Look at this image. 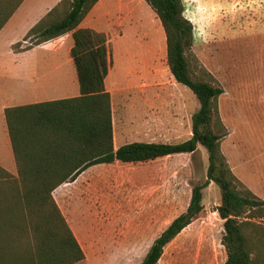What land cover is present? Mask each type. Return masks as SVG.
<instances>
[{
    "label": "rangeland",
    "instance_id": "obj_1",
    "mask_svg": "<svg viewBox=\"0 0 264 264\" xmlns=\"http://www.w3.org/2000/svg\"><path fill=\"white\" fill-rule=\"evenodd\" d=\"M182 2L183 14L193 26V43L188 54L190 71L194 77L211 80L223 88L216 99L218 116L227 131L220 139V149L234 174L236 145L240 147L241 140L246 144V156H255L257 162L264 161V110L258 108L261 118L254 120L257 113L241 105L237 133L235 126L236 96L248 103L251 96L264 93V0H242L237 7L207 6L203 0ZM137 10L142 12L145 22L137 29L139 33L132 38L128 31L125 38L111 40L109 49L140 50L142 57L149 56L150 49L154 59L140 82L120 84L127 64L122 57L126 55L120 56L113 51V74L115 83L120 85L114 88L112 96V128L116 134L121 129L130 130L147 141L175 143L185 140L191 135V115L198 108V100L189 88L170 78L165 35L159 19L149 18L147 13L151 8L148 4ZM8 40H2L0 46L6 47ZM30 44L31 39L21 41V46ZM241 115L247 117V124ZM206 166V150L198 145L193 153L171 154L153 163L126 168V171L139 174L137 181L117 177L88 186L93 191L88 203L97 218L95 224L105 231L107 239L90 247V254L86 250L88 255L76 264H138L154 238L186 209L192 186L206 178ZM244 166L249 171L250 163L244 162ZM77 186L84 189L86 184ZM77 186L62 192L76 215L80 214V207H76L73 200L78 193ZM202 193V210L164 246L157 264H223L226 258L221 243L223 224L214 211L220 202V191L211 181ZM81 209L85 210V206ZM252 221L258 223L257 230L263 232L256 263L264 264V220L257 217ZM79 223L77 227L86 233L90 218ZM252 230L249 226L246 232L254 241L253 235L259 233ZM139 234L144 236L143 241L134 244L132 240Z\"/></svg>",
    "mask_w": 264,
    "mask_h": 264
},
{
    "label": "trees",
    "instance_id": "obj_2",
    "mask_svg": "<svg viewBox=\"0 0 264 264\" xmlns=\"http://www.w3.org/2000/svg\"><path fill=\"white\" fill-rule=\"evenodd\" d=\"M96 1L60 0L23 36L22 40L31 39L30 47L71 31L70 55L80 95L29 106L35 108L34 127L49 129L47 134H42L41 130L33 134L32 145L42 151H32L31 155L45 160L79 156L82 164L33 165L31 169L35 173H45L48 176L45 179L50 180L4 183L0 199V264H75L82 261L84 252L54 201L52 191L62 181H72L94 163L148 161L176 153H193L198 145L207 153L205 180L192 186L186 209L154 238L138 264H157L164 246L202 210V190L211 181L220 191V202L214 211L223 224L221 243L226 252L223 264H257V249L263 232L257 230L258 223L252 219L264 220V201L237 179L221 152L220 139L227 131L218 116L216 99L223 88L211 80L194 77L190 71L188 54L193 43L192 24L183 14L182 0L145 1L163 28L169 72L198 100V108L191 115V135L175 143L131 141L115 149L110 94L104 88L106 40L101 33L77 27ZM21 2L0 0V29ZM12 46L18 48L21 41ZM5 114L13 144L10 108ZM249 226L259 233L253 235L254 241L246 232Z\"/></svg>",
    "mask_w": 264,
    "mask_h": 264
},
{
    "label": "crops",
    "instance_id": "obj_3",
    "mask_svg": "<svg viewBox=\"0 0 264 264\" xmlns=\"http://www.w3.org/2000/svg\"><path fill=\"white\" fill-rule=\"evenodd\" d=\"M59 1L60 0H22L20 5L0 29V42L4 39H9L6 47L0 46V199L4 183L50 180L48 178L45 179V177H48L45 173H35L34 170L31 169L33 165L44 167L51 163L64 166L82 164L79 156H69L67 158L63 157L52 160L48 158L45 160L39 157L34 158L31 155L32 151H36L37 153L42 151L38 146L35 148L32 145L33 134H35L37 130H41L42 134H47L49 129H45L44 126L41 128L34 127L33 121L36 113L33 109L35 108H29V106L80 95L76 69L72 56L70 55V48L73 44L71 31L38 45L30 47L19 46L18 48L12 46L14 43L22 41L23 36L29 28L58 4ZM203 1L207 6L219 5L237 7L242 4V0ZM140 6L147 7V2L145 0H97L77 25L78 28H88L103 34L105 37V45L107 47V73L104 77V88L110 94L111 123L114 105L112 96L116 91L114 88L117 89L124 81L128 83L140 82V80L146 76L148 65H152L154 59V52L150 49H148L149 59L146 57L147 54H144L143 57L145 56L146 58H143L140 50L130 51L127 48H122L120 50L116 48H113V50L109 49L111 40L125 38L128 31L131 32L130 37L132 38L139 33L137 29L143 27L145 24V22H143L144 18L141 15L142 12L137 10ZM147 14L149 18L153 17L158 19L152 9L148 10ZM113 51L118 52L120 56H122V54L126 55V58L122 57V60L127 62L126 66L123 68L124 79L119 85L115 83L113 74ZM134 61L136 63H133ZM170 78L174 80L171 73ZM236 97L235 126L237 133V125L239 124L238 109L242 108L241 105L247 106L248 108L250 107L253 113H257L255 114L254 120L257 119V117H260L257 112L258 108L264 110V93L251 96V100L249 99L248 103L241 102L239 100L240 97ZM243 98L246 97L242 96V99ZM39 107L43 109V106ZM7 108H10V120L13 125V144L5 114ZM244 115L243 117L241 115V117L247 124V117L245 118ZM262 116H264L263 113ZM251 120L252 119L249 117V124ZM42 123H44V120H42ZM131 141L147 140H142L130 130L125 129H121L118 134H116L112 128V144L114 149L119 145ZM240 143H242L240 147L239 144L236 145L234 175L254 195L264 201V161L257 162L255 156H252V158L246 156L244 153L246 144H244L243 140H241ZM159 158L160 157L141 162H122L114 160L112 162L94 163L80 171L72 181L64 180L52 191V196L81 246L85 257L88 255L86 250H88L90 254V247L98 244V241L104 242L105 239H107L105 231L95 224L97 218L91 211L88 203V199L92 198L93 191L89 190L88 186H95L108 182L112 178L117 177H127L137 181L140 177L139 174L133 171H126L125 169H129V167H138L146 163H153ZM244 162L250 163L249 171L246 166H244ZM161 172L158 174L161 175ZM79 183H85V188H79V186H77ZM260 184H262L261 189ZM71 186H77L75 190L78 193L73 197V200H75L74 203L76 207H80V214L78 215L71 211L72 206L65 202L64 195L62 194L64 189ZM55 192H57L56 195ZM79 204H81V206H79ZM84 206L85 210H82L81 207ZM87 218H90V226L86 233H82L83 229L77 227V225L80 224V221ZM143 238L144 236L139 234L134 237L132 242L134 244H140Z\"/></svg>",
    "mask_w": 264,
    "mask_h": 264
}]
</instances>
